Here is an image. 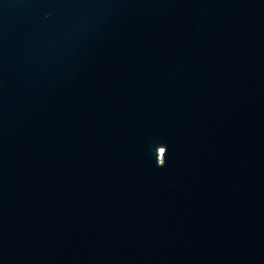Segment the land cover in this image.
<instances>
[{
  "label": "water",
  "instance_id": "obj_1",
  "mask_svg": "<svg viewBox=\"0 0 264 264\" xmlns=\"http://www.w3.org/2000/svg\"><path fill=\"white\" fill-rule=\"evenodd\" d=\"M0 264H264V0H0Z\"/></svg>",
  "mask_w": 264,
  "mask_h": 264
}]
</instances>
